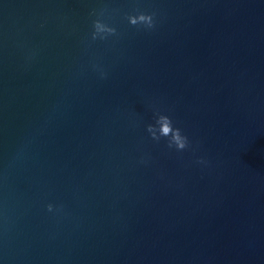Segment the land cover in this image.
Masks as SVG:
<instances>
[{
	"label": "water",
	"instance_id": "water-1",
	"mask_svg": "<svg viewBox=\"0 0 264 264\" xmlns=\"http://www.w3.org/2000/svg\"><path fill=\"white\" fill-rule=\"evenodd\" d=\"M0 264H264V0H0Z\"/></svg>",
	"mask_w": 264,
	"mask_h": 264
},
{
	"label": "clouds",
	"instance_id": "clouds-1",
	"mask_svg": "<svg viewBox=\"0 0 264 264\" xmlns=\"http://www.w3.org/2000/svg\"><path fill=\"white\" fill-rule=\"evenodd\" d=\"M155 13H146L137 11L135 14H129L127 19L131 25L134 26H145L147 28L154 27ZM93 32L92 39L95 40L98 37L105 39L107 34H115L116 29L111 27L107 23L100 19L93 21ZM174 122L172 118L164 113H157L155 117V123L147 125V131L150 133L153 139L160 140L161 137L168 138V147L171 148L173 145L177 150H183L189 146V140L179 127L173 126ZM49 210L52 209V205H48Z\"/></svg>",
	"mask_w": 264,
	"mask_h": 264
}]
</instances>
